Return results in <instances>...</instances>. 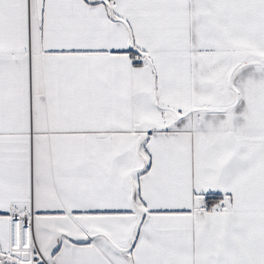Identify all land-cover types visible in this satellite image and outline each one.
I'll return each instance as SVG.
<instances>
[{
  "label": "snow or ice",
  "instance_id": "6c2138e0",
  "mask_svg": "<svg viewBox=\"0 0 264 264\" xmlns=\"http://www.w3.org/2000/svg\"><path fill=\"white\" fill-rule=\"evenodd\" d=\"M0 264H264V0H0Z\"/></svg>",
  "mask_w": 264,
  "mask_h": 264
}]
</instances>
